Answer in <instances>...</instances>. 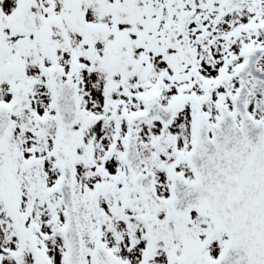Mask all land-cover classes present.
I'll return each mask as SVG.
<instances>
[{"label": "snow or ice", "instance_id": "snow-or-ice-1", "mask_svg": "<svg viewBox=\"0 0 264 264\" xmlns=\"http://www.w3.org/2000/svg\"><path fill=\"white\" fill-rule=\"evenodd\" d=\"M0 264H264V0H0Z\"/></svg>", "mask_w": 264, "mask_h": 264}]
</instances>
